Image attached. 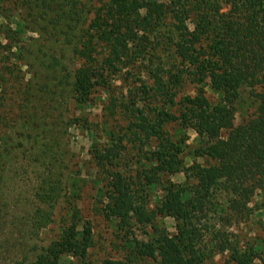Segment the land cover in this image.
<instances>
[{
	"label": "trees",
	"instance_id": "1",
	"mask_svg": "<svg viewBox=\"0 0 264 264\" xmlns=\"http://www.w3.org/2000/svg\"><path fill=\"white\" fill-rule=\"evenodd\" d=\"M100 2L91 12L85 0H0V18L5 20L0 22V264H64L68 256L84 260L93 242L90 220L82 217L76 201L66 200L56 235L45 245L30 246L39 229L51 222L49 208L61 196L60 173L55 171L61 159L58 152L51 154L47 141L26 139L29 156L42 167L41 177L33 188L31 209L21 215L10 210L13 197L6 193L5 171L14 157L15 140L22 137L7 133L5 115L11 100L7 84L25 64V45L32 39L23 34L26 3L35 14L31 31L65 45L73 42L74 51L81 47L86 59L76 69L78 102L86 103L92 86L99 83L97 77L101 82L105 78L101 71H118V63L131 56L129 52L144 56L153 41L150 48L176 55V71L163 77L156 67L151 70L153 84L142 81L137 87L147 108L125 105L132 116L127 113L123 134L106 118L107 145L98 143L101 136L93 137L92 153L101 174L98 193L106 200V216L120 230L134 225L149 228L146 241L127 237L123 255L105 257L99 264H207L199 222L207 224L210 214L217 219L226 216L228 223L232 218L243 220L251 212L248 204L253 196L264 195V0ZM164 33L167 41L159 44ZM91 47L94 54L88 50ZM101 86L107 90L110 83ZM151 100L166 106L154 111ZM238 104L249 108L239 122ZM113 105L108 101L109 108ZM151 111L156 112L153 120ZM29 113L34 114L30 109ZM176 121L197 137L198 144L188 148L193 156L189 163L184 162L186 135L165 127ZM20 122L25 128L29 121L23 116ZM33 122L42 131L44 124ZM128 142L137 157L133 167L123 161ZM141 145L147 146L146 151ZM145 154L146 160L139 163ZM178 172L184 180L172 181ZM150 185L162 190L153 207H148L143 194ZM164 215L175 221L171 235L160 220ZM252 258L246 252L231 253L234 264H252Z\"/></svg>",
	"mask_w": 264,
	"mask_h": 264
},
{
	"label": "rangeland",
	"instance_id": "2",
	"mask_svg": "<svg viewBox=\"0 0 264 264\" xmlns=\"http://www.w3.org/2000/svg\"><path fill=\"white\" fill-rule=\"evenodd\" d=\"M85 1L91 12L92 8H97L101 3V0ZM24 8V23L27 28L24 29L23 34L32 36L34 41L28 39L23 57L25 64L19 65L21 70H16V74L13 73L10 78L16 82L9 80L7 84L11 100H8L9 105L5 115L6 129L8 130L6 132L16 135V137H22L19 138L20 140H15L17 146L13 150L14 157L6 165L5 171L6 193L8 197H13L10 202V210L21 215L24 211L31 209L30 203L34 197L33 192H35L33 188L39 184L41 177L42 167L40 162L29 156L30 145L26 139L35 137L38 140L47 141L52 149L51 154L56 155L58 152L57 157L61 159V163L55 170L60 173L57 177L62 185L61 196L52 202L53 206L49 208L51 222L39 229L30 246L39 247L48 243L62 225L59 217L60 215L63 217L66 200L76 201L82 217L91 222L93 242L84 260L68 256L64 258V264H69V262L72 264H99L105 257L123 255L127 249L124 243L127 237L135 236L146 241L149 236L147 232L149 228L134 225L127 229L128 232H125L127 230H120L114 225V219L106 216L104 210L106 200L98 193L101 174L95 165L97 160L92 153L93 137L101 136L98 143L107 145L103 124L106 118L112 128L119 131V134H123L127 128V113L130 117L132 116L126 110L125 105H128L130 109L134 106H137V109L147 108L148 103L143 100L144 96L139 93L137 87H140L142 81L145 85L153 84V74L151 73L153 71L151 70L156 67L160 68L163 77L176 71L179 60L168 50L150 48L152 41L147 44L149 52L144 56H134L132 52H129L131 56L127 59L122 57L121 62L118 63L120 68L118 71L112 72L113 74L101 71L105 74V78L101 82L97 77L99 83L92 86L88 101L86 103L78 102L74 87L76 69L86 59L80 51L81 47L74 51L73 42L65 45L60 40L45 39L44 34H39L35 30L31 31L29 28L34 24L32 18L35 14L28 7V3L24 5ZM2 21L5 20L0 18V22ZM88 21L82 24L81 33ZM36 22L42 23L43 21L38 19ZM11 25L14 26V23L12 22ZM167 37L168 34H161L159 44L164 45ZM93 48L88 49L90 54H94ZM104 83H110L107 90L101 86ZM17 85L20 88H17ZM187 90H191L190 85L187 86ZM12 101H15L16 105H11ZM108 101L115 102L116 106L113 105L109 108ZM132 102H134L133 106ZM149 104L152 107L156 106L154 111L166 106L159 102L155 104L152 100ZM29 109L34 112L33 116L30 115ZM109 109H112L111 114ZM168 109H175V107ZM247 109L249 110L245 104L241 106L238 104L235 118L237 122L245 117ZM149 113L153 120L156 112ZM21 116L29 121L25 128L21 127ZM33 121L44 124L42 131L38 130ZM165 127L170 131L177 129L186 135L188 147L184 151L187 156L184 162L189 163L193 156L188 152V148L198 144L195 132L191 128L181 126L178 121L168 123ZM131 131L133 130L131 129ZM16 141H19L20 144ZM127 145L129 151L124 153L123 161L133 167L132 163L137 159L135 149L132 147V142H128ZM141 146L144 150L147 149V146ZM140 158L142 160L139 163H144L142 161L146 160V154L140 155ZM198 160L200 161L201 158ZM171 179L182 182L184 180L183 173H175ZM143 194L146 196V201L149 202L148 207H153L160 202L162 190L160 185H150L143 191ZM248 205L251 207V212L243 220L238 221L232 218L228 223L226 216L217 219L216 215L210 214L207 224L203 220L199 222L198 227L201 229L200 235L202 236L199 243L207 253V264L225 262L234 264L231 259V253L234 251L253 254L252 264H264V195L255 194ZM160 220L169 235L175 232V221L172 216L164 215Z\"/></svg>",
	"mask_w": 264,
	"mask_h": 264
}]
</instances>
